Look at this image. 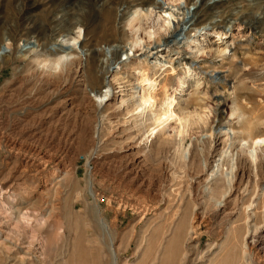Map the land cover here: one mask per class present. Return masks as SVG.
Instances as JSON below:
<instances>
[{
	"label": "rangeland",
	"instance_id": "1",
	"mask_svg": "<svg viewBox=\"0 0 264 264\" xmlns=\"http://www.w3.org/2000/svg\"><path fill=\"white\" fill-rule=\"evenodd\" d=\"M193 1L184 0L190 11ZM205 1L198 21L219 11V26L185 42L178 35L156 54L120 52L115 76L123 79L104 72L112 86L98 97L88 90L91 57L86 66L77 57L81 72L48 66L54 48L72 44L50 34V21L82 17L85 49L95 50L132 41L125 26L117 29L119 6L0 0V215L11 241L0 247V264H264V148L260 162L249 152L264 136V29L253 18L264 0L218 10ZM153 24L145 30L161 35ZM35 38L39 62L29 53ZM144 77L156 94L141 118L120 97L130 93L121 84ZM167 97L179 120L147 134L154 125L145 119L162 117Z\"/></svg>",
	"mask_w": 264,
	"mask_h": 264
},
{
	"label": "bare ground",
	"instance_id": "2",
	"mask_svg": "<svg viewBox=\"0 0 264 264\" xmlns=\"http://www.w3.org/2000/svg\"><path fill=\"white\" fill-rule=\"evenodd\" d=\"M95 1L98 5H101L102 7H104L106 11L119 6V9H117L116 14H115V16L117 17V20H116L117 29H119L122 26H125L126 31H129L131 36L133 37L132 41L130 42L120 41L118 44L113 43L110 45H106L102 48L101 47L96 48L95 50H88L87 48L85 49L84 40H86V38H85V23H84L83 18L71 13L70 15L67 16V19H64V15L62 16V13H59L60 16L57 15L58 18L52 17L50 21V34L54 36L55 38L60 39L65 44H67L69 40H71L72 44L65 45L66 47L63 46L65 47L63 48V50H58L54 48L52 51H54L55 57L52 60H49L50 63H48V66H51L53 70H59L60 72H63L64 70L63 64L65 63V69L66 68L67 70H69L70 68L72 69L73 65H75L76 66L75 69L81 72L83 70V66L82 64L78 62L79 59L77 60V57L82 56V55L85 56L84 66L87 65L88 57H91V59L94 62L93 69L95 70V73H96L95 75L96 82L91 87H89L88 90L89 92L93 93L95 96H98V97L101 96V92H102L101 88L106 87V88L111 89V86H112V84L108 80H106L105 76H103L104 72L108 75H112L113 80L123 79V78H118L117 76H115L118 73L117 69H120L121 67L120 65L121 62H119L120 52L126 53L128 50L133 51L134 49H136L141 53L140 55L142 56L150 55L152 53L156 54L158 51H160V49H164L168 45L176 43V37L178 35L179 36L181 35L182 42H185L187 39L190 38L191 36L190 32H194L192 34V38H193L194 36L196 37V36L201 35L199 32L197 33V31L205 28V26L211 25L210 27L216 28L217 26H219V24L216 21L220 20L221 18L220 14L218 15L219 11H216L214 18L211 19L209 23H205L202 25L200 24L198 19L205 5L207 4L205 0H194L191 3V7H192L191 11H190V8L187 5H185L184 0H180V4L177 6V8H175V6L173 5L165 6L161 0H125V1H118V2H114L113 0H95ZM234 1L235 0H212L209 6L218 10L216 8L218 5L221 6V5H225L227 3L234 2ZM113 4H116V6H114ZM171 7L175 9H171ZM256 10H257L256 11L257 13L255 15L253 14V18L255 20L254 23H256L259 30H262L264 29V20H262L261 18L262 16H264V9H260L258 6ZM60 11L61 9L59 8L58 12ZM177 12H181V13H177ZM187 15H189L188 18H187ZM160 18L162 19V22L159 20ZM234 21H235V18L230 20L226 25L224 24L225 25L223 26L224 32H227L231 29L232 23ZM153 23L157 25L158 30H162L163 28V31H161V35H157L153 31H150L149 29L145 30L146 24H153ZM178 24H180V30L179 32L175 33V27ZM141 33L147 35V41L142 39L143 37ZM167 37H170V38H167ZM41 46L42 44H39L38 39L35 38V43L31 46L32 48L29 51L30 55L37 59V62H39L38 59L42 53ZM47 62H48V59H45L41 63L46 64ZM154 62L156 64H160L162 61H160L159 59H156ZM132 84L133 85L128 89L126 85L121 84V91L130 90V93H129V97L126 99H122V97H120V105L125 104L126 108L127 107L133 108V111L135 110L139 112L141 118H143L144 113L146 114L145 112L146 108L148 106L154 105L153 94H156L155 93V89H156L155 82L152 80L149 81L147 78L144 77V78H139V79L136 78ZM144 85L146 86L144 87ZM105 95H107V93L103 94V96ZM108 95H110V93ZM173 101H174L173 97H167L164 100L163 105H164L165 110L162 114V117H156L157 113L150 112L151 116L145 119V121L148 120L149 123L144 122L143 126H147V127H149L150 125H154V126L151 128L149 127L150 129L147 134L152 135L153 133H157V131L162 129L159 127H162L163 125L162 123H165L166 120H167L166 122L179 120V116L175 113L174 109L172 108ZM101 103L102 102L100 101L99 104ZM157 126H159L158 127L159 129L154 130V128H157ZM220 130L221 128L219 129V131ZM220 132H221V135L226 136V138L232 135V130L228 126L224 127L223 130H221ZM149 135H146V136H149ZM252 143H254V146L249 151L250 155L253 157V159L256 158L257 162L258 161L260 162L261 160L260 156L262 154L259 155L257 153V148H259L260 150L264 148V136L256 137L255 141L253 140ZM223 157H224V151L221 152L217 161L222 160ZM0 207L2 208L1 205ZM2 212L4 211L1 210V214ZM22 214H21V217L22 216L26 217L25 215H22ZM102 224H103L102 228L106 227L104 226L105 224L104 222ZM4 225L5 223L2 221V217L0 215V247L3 245L6 246L5 243H11L10 239L7 236L8 233L6 234V230L3 228ZM31 238H34V236L33 237L31 236L30 240H28L27 243H30L29 241L34 240Z\"/></svg>",
	"mask_w": 264,
	"mask_h": 264
}]
</instances>
